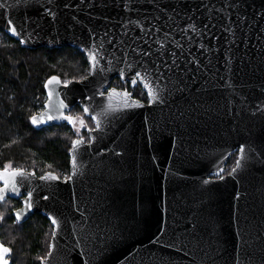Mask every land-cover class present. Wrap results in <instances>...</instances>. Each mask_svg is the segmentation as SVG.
I'll return each instance as SVG.
<instances>
[{
	"label": "water",
	"instance_id": "95a60500",
	"mask_svg": "<svg viewBox=\"0 0 264 264\" xmlns=\"http://www.w3.org/2000/svg\"><path fill=\"white\" fill-rule=\"evenodd\" d=\"M0 4V31L23 48H74L89 66L67 87L49 77L30 119L40 129L89 109L90 141L73 140L83 143L72 142L68 177L26 171L20 195L5 194L20 202L17 223L39 214L52 225L41 264H264V0ZM92 54L102 72L91 73ZM136 73L165 102L113 97L109 107L114 79L131 84ZM57 98L67 107L57 111ZM235 152L242 167L224 173Z\"/></svg>",
	"mask_w": 264,
	"mask_h": 264
},
{
	"label": "trees",
	"instance_id": "16d2710c",
	"mask_svg": "<svg viewBox=\"0 0 264 264\" xmlns=\"http://www.w3.org/2000/svg\"><path fill=\"white\" fill-rule=\"evenodd\" d=\"M88 72L86 57L77 49H27L0 31V169L11 163L14 169L67 178L72 129L64 124L36 129L30 119L46 99L44 82L49 77L58 76L66 82L83 79ZM112 85L143 97L139 85L131 87L118 78ZM71 112L83 114L78 106ZM85 119L92 126L90 119ZM236 160L237 152L230 156L225 173ZM19 206L18 200L0 201V240L11 249V264H41L50 249L53 227L39 214L17 223L12 213Z\"/></svg>",
	"mask_w": 264,
	"mask_h": 264
},
{
	"label": "snow or ice",
	"instance_id": "6c2138e0",
	"mask_svg": "<svg viewBox=\"0 0 264 264\" xmlns=\"http://www.w3.org/2000/svg\"><path fill=\"white\" fill-rule=\"evenodd\" d=\"M231 6V5H230ZM4 7V5L0 4V8ZM53 19H55V14L53 13ZM12 24V21H9V25ZM194 27V26H193ZM205 27H208V25H205ZM11 32L13 35L17 34V28L15 26L11 27ZM90 61H91V73H95L97 72V70L99 71H103V68H99L98 69V65H99V61L97 59V56L95 54H92L90 56ZM136 77H141V82L143 83V86L145 89H147V97L149 99V102H156L159 101V103H164L165 101L160 100L158 93L155 91L152 83L150 81H147L146 76H142L141 73H136ZM136 77H132L130 78L131 84L133 86L137 85V79ZM87 77H85L86 79ZM123 78V76L121 77ZM60 84L61 81L57 78V77H52L49 81L48 84ZM65 87L68 86L67 83H65L64 85ZM45 87H47V85H45ZM51 96L52 93L49 92V98L51 100ZM113 97H120V101L123 104L124 107H130L132 106V104H139L140 102L138 100H132L131 97V93L128 91H123V92H118L117 89L113 88L110 90V92L108 93V99H109V107H112L111 101L113 100ZM89 99H91V97H89ZM58 100V108L56 109L57 111H59L62 108H66L67 105L64 103L63 100H59V98H57ZM89 111V109L87 107L84 108V112L87 113ZM60 116L67 120L69 123L73 124L75 126L77 119H79V123L81 125V127L84 126V120L81 118H74L73 116H64L62 112H60ZM94 120L96 119V117H92ZM32 123L35 125L38 123V120L35 116H33L32 118ZM48 119H53V117L51 115L48 116ZM97 127H99V122L97 121ZM83 143V140H76L73 142V148H75L77 145H80ZM241 153H243L245 151V149L243 147H241L240 149ZM241 159H243V157H241ZM73 166H76V158L73 157ZM242 167L241 164V160L238 159L236 161V166L235 168L232 169V172L235 173L237 171V169H240ZM28 173H26L25 170L20 169V168H13L11 163L6 164L3 169H0V180L3 181V187L0 188V201H3L5 199V194L8 191H11L12 193H14L15 195L19 196L20 195V188L18 186V182H17V177H21L22 179H27L28 178ZM34 175V173L32 174ZM41 180H51V181H56L59 179L58 176L54 175L53 173H46L45 175L40 177ZM70 179V178H69ZM67 183V181H65ZM27 198L24 201V205L27 209H31L32 208V198H33V192L32 190H27ZM45 200H48L49 197L48 196H44ZM16 219L19 220L20 219V213L17 212L16 213ZM52 223L55 225L57 224V220L56 219H52ZM11 252V249L9 247L4 246L2 243H0V264H9V260L6 259L5 257L8 256ZM48 255H51V253H48ZM237 264H239V262H237Z\"/></svg>",
	"mask_w": 264,
	"mask_h": 264
},
{
	"label": "flooded vegetation",
	"instance_id": "af4514ba",
	"mask_svg": "<svg viewBox=\"0 0 264 264\" xmlns=\"http://www.w3.org/2000/svg\"><path fill=\"white\" fill-rule=\"evenodd\" d=\"M84 79V78H83ZM80 80H82V79H80ZM69 81H71V80H69ZM69 81H66V82H62L63 84H65V83H68ZM79 81V80H78ZM45 83V82H44ZM125 83H128L131 87H134L133 85H131L129 82H125ZM137 85H139L140 86V88H141V92L143 93V97L141 98V97H134L133 95H132V92L131 91H128L127 89H122V88H117L116 86H113L112 84H111V87H114V88H116V89H119V90H126V91H128V92H130L131 93V97L134 99V100H138V101H140V102H143V103H146V104H148L149 103V99H148V97H147V95H146V93H145V91L142 89V87H141V85L139 84V83H137ZM45 96H46V93H45ZM46 100V99H45ZM44 103H45V101L43 102V105H44ZM43 105H42V107H41V109L37 112V113H39L41 110H43ZM75 106H78V105H75ZM74 106V107H75ZM73 107V108H74ZM79 107V106H78ZM72 108V109H73ZM80 108V107H79ZM72 109L69 111V112H66V115L67 116H73L74 118H75V116L72 114ZM81 109V108H80ZM82 110V109H81ZM83 112V111H82ZM36 113V114H37ZM83 115H84V117H87L85 114H84V112H83ZM34 116V115H33ZM83 117V116H82ZM83 117V118H84ZM88 119H90V121L92 122V126H85L83 129H82V131H81V133H83V135H81V136H78V137H75V138H73V140H75V139H84V141L85 142H89L90 141V137H89V133H88V131L89 130H91V129H93L94 128V122L91 120V118H89V117H87ZM85 119V118H84ZM86 120V119H85ZM62 124H64V125H67L68 127H70L71 129H72V131H73V129L75 128V126H76V124H75V126L73 125V124H71V123H69L68 121H66V122H64V123H62ZM60 125V124H59ZM54 126V125H53ZM48 127H50V126H48ZM44 128V127H43ZM73 140H72V142H73ZM72 146V145H71ZM25 171H27V170H25ZM27 172H32V171H27ZM47 173V172H46ZM225 173V172H224ZM44 174V173H43ZM43 174H41V175H37L38 177H41ZM68 177V176H67Z\"/></svg>",
	"mask_w": 264,
	"mask_h": 264
},
{
	"label": "rangeland",
	"instance_id": "374dc122",
	"mask_svg": "<svg viewBox=\"0 0 264 264\" xmlns=\"http://www.w3.org/2000/svg\"><path fill=\"white\" fill-rule=\"evenodd\" d=\"M72 114L75 116V118H81V119L84 120V126L81 127V125H80V123H79V119H77L76 126H75V128L73 129V135H74L73 138H75V137H78V136L83 135V133H81V131H82V129H83L85 126H88L89 123L84 119L85 117H84L83 114H78V113H75V112H73ZM82 116H83L84 118H83ZM83 136H84V135H83Z\"/></svg>",
	"mask_w": 264,
	"mask_h": 264
}]
</instances>
